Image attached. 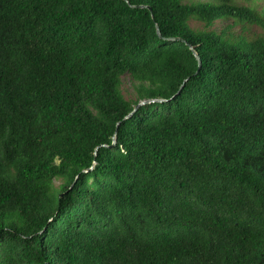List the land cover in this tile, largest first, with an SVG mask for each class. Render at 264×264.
<instances>
[{
	"label": "trees",
	"instance_id": "1",
	"mask_svg": "<svg viewBox=\"0 0 264 264\" xmlns=\"http://www.w3.org/2000/svg\"><path fill=\"white\" fill-rule=\"evenodd\" d=\"M260 1L0 0V264H264Z\"/></svg>",
	"mask_w": 264,
	"mask_h": 264
},
{
	"label": "rangeland",
	"instance_id": "2",
	"mask_svg": "<svg viewBox=\"0 0 264 264\" xmlns=\"http://www.w3.org/2000/svg\"><path fill=\"white\" fill-rule=\"evenodd\" d=\"M260 4H264L263 1H260ZM225 25V22H218L215 24L214 28L218 31V30H221ZM191 26L196 28V27H199L201 26L199 23H196V22H191ZM251 32L253 33H261V31L257 28H251ZM121 89H122V93L123 95L125 96V98L129 99V98H133L134 97V93H133V90H132V87H131V84H130V81L127 77H123L122 78V86H121ZM60 183V181H55V185L58 186V184Z\"/></svg>",
	"mask_w": 264,
	"mask_h": 264
},
{
	"label": "water",
	"instance_id": "3",
	"mask_svg": "<svg viewBox=\"0 0 264 264\" xmlns=\"http://www.w3.org/2000/svg\"><path fill=\"white\" fill-rule=\"evenodd\" d=\"M132 7H136V8H144V7H146V8H148L149 10H150V8L149 7H147V6H143V5H136V6H132ZM156 31H157V34L160 36V32H159V30H158V27H157V25H156ZM170 41H177V40H179V38H170L169 39ZM192 49V48H191ZM194 55H195V57H196V59L198 60V64H199V66H200V62H199V57H198V55L196 54V52H194ZM163 101V99H153V100H147V101H141L140 103H138V105L134 108V110L133 111H135L137 108H138V106H140V105H143L144 103H146V102H162ZM131 115V114H130ZM129 115V116H130ZM128 117V116H127ZM126 117V118H127ZM115 143V138L113 139V144Z\"/></svg>",
	"mask_w": 264,
	"mask_h": 264
}]
</instances>
